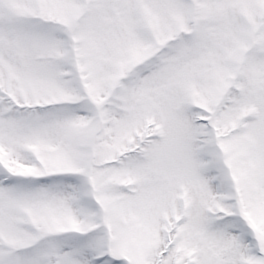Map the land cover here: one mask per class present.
Returning a JSON list of instances; mask_svg holds the SVG:
<instances>
[{"label": "snow or ice", "instance_id": "6c2138e0", "mask_svg": "<svg viewBox=\"0 0 264 264\" xmlns=\"http://www.w3.org/2000/svg\"><path fill=\"white\" fill-rule=\"evenodd\" d=\"M0 264H264V0H0Z\"/></svg>", "mask_w": 264, "mask_h": 264}]
</instances>
